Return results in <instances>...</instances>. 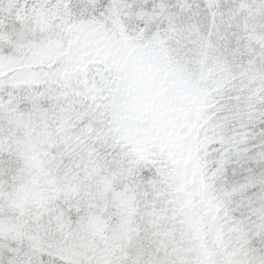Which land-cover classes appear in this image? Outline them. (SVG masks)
Segmentation results:
<instances>
[{
  "label": "snow or ice",
  "instance_id": "obj_1",
  "mask_svg": "<svg viewBox=\"0 0 264 264\" xmlns=\"http://www.w3.org/2000/svg\"><path fill=\"white\" fill-rule=\"evenodd\" d=\"M0 264H264V0H0Z\"/></svg>",
  "mask_w": 264,
  "mask_h": 264
}]
</instances>
